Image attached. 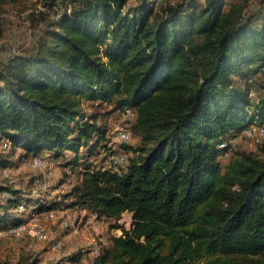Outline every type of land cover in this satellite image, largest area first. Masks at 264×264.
I'll return each instance as SVG.
<instances>
[{
  "label": "trees",
  "instance_id": "obj_1",
  "mask_svg": "<svg viewBox=\"0 0 264 264\" xmlns=\"http://www.w3.org/2000/svg\"><path fill=\"white\" fill-rule=\"evenodd\" d=\"M167 1L41 0L37 36L0 58V169L42 156L79 180L45 202L0 180V229L25 219L22 202L36 214L130 213L99 264H264V158L219 160L222 141L264 126V95L253 90L264 0ZM126 109L141 145L104 166L97 150L110 154L111 128L98 118Z\"/></svg>",
  "mask_w": 264,
  "mask_h": 264
},
{
  "label": "rangeland",
  "instance_id": "obj_2",
  "mask_svg": "<svg viewBox=\"0 0 264 264\" xmlns=\"http://www.w3.org/2000/svg\"><path fill=\"white\" fill-rule=\"evenodd\" d=\"M176 1L168 0L167 2L172 4ZM134 2L137 0H130V4ZM249 4V8L253 9L259 5V2L251 1ZM40 6H42L41 0H2L0 2V18L5 26V33L0 38L1 59H7L11 53L18 52L37 36L41 28L39 26L44 23L39 10ZM254 79V95L261 97L264 95V73L258 74ZM111 107L110 104H104L101 107L90 105L86 109L87 113H91L96 108L104 112ZM124 116L123 113L117 112L111 117L109 115L98 118V124L109 125L111 128L110 136L112 138L109 145L112 148L110 154L108 155L102 146L97 150L99 155L95 153L98 155L96 161L103 163L104 166H112L113 161L115 162V156L119 155L120 152L126 154L128 161L137 154L133 147L139 148L141 145V136L133 130L132 137L128 142H121L115 137V126L117 123L125 122ZM230 141L234 144L233 152L245 150L264 158L262 151L264 134L250 137L246 134L245 129L238 137ZM230 157L231 155L223 154L219 160L222 165H225ZM46 164L42 167L35 166L31 159L18 162L10 169L6 168L4 171L0 169V180L13 186V188L20 189L24 195H31L33 198L42 196V194L48 196L49 192L53 196L63 198L79 180V175L70 167L62 166L54 158L47 160ZM68 200L70 201L71 198ZM61 212L73 215L78 221V232L73 233L67 229L60 217H49L47 214L36 215L38 222L49 231V236L53 239L55 237L63 239L61 248H55L53 241L34 239L27 233L12 234L2 230L5 231V234L0 238V264H99V257L112 246V237L122 232L120 228H115L114 224H122L127 228L131 226L130 213H124L119 220H114L106 217L99 218L85 209L70 211L62 209ZM96 249L100 251V256L91 252ZM81 251L83 253L82 258L77 262H71L70 256Z\"/></svg>",
  "mask_w": 264,
  "mask_h": 264
},
{
  "label": "built area",
  "instance_id": "obj_3",
  "mask_svg": "<svg viewBox=\"0 0 264 264\" xmlns=\"http://www.w3.org/2000/svg\"><path fill=\"white\" fill-rule=\"evenodd\" d=\"M167 0H153L152 5L154 7H160L163 5ZM39 10H46L44 6H40ZM126 116V120L124 123H117L115 126V137L121 141V142H128L130 138L132 137V127L134 123V115L130 109H126V113L124 114ZM246 134H248L250 137H254L256 135L264 134V126L263 125H257L253 124L250 127L246 129ZM234 144L232 141L224 140L220 143V147L224 150V155L230 156L234 150ZM115 162L119 164H125L127 163V156L124 152H120L119 155L115 156ZM33 164L35 166H46V160L42 156H36L33 159ZM6 196H9L7 194ZM35 206L27 207L25 202H22L19 204V210L26 211L27 215L25 219L19 223L18 225L12 226L10 229H7L5 231H8L12 234H21V233H27L34 239L42 240V241H53L54 247L61 248L63 246V239L55 237L53 239L51 236H49V231L47 228L43 225H41L38 222V219L36 217V214L34 209ZM62 210H51L47 213V216L49 217H60L63 219V225L69 229L71 232L76 233L79 230L78 227V221L73 217V215H67L61 212ZM77 221V222H76ZM4 229H0V238L5 234V231H2ZM94 254L99 256L100 251L98 249L94 250Z\"/></svg>",
  "mask_w": 264,
  "mask_h": 264
},
{
  "label": "crops",
  "instance_id": "obj_4",
  "mask_svg": "<svg viewBox=\"0 0 264 264\" xmlns=\"http://www.w3.org/2000/svg\"><path fill=\"white\" fill-rule=\"evenodd\" d=\"M48 194H51V192H49ZM47 196L46 194H42V196H37L36 198L37 199H41V202H45L46 201V198L43 199V197ZM52 195H48L47 197H51ZM75 209H79V208H68V210H75ZM67 210V209H66ZM60 238V237H58ZM91 252H94L93 250Z\"/></svg>",
  "mask_w": 264,
  "mask_h": 264
}]
</instances>
